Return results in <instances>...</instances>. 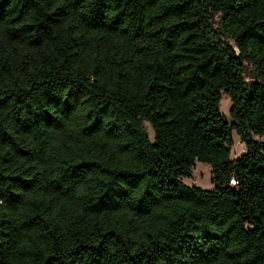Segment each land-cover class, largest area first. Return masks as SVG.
<instances>
[{
	"label": "trees",
	"instance_id": "trees-1",
	"mask_svg": "<svg viewBox=\"0 0 264 264\" xmlns=\"http://www.w3.org/2000/svg\"><path fill=\"white\" fill-rule=\"evenodd\" d=\"M0 264H264V0H0Z\"/></svg>",
	"mask_w": 264,
	"mask_h": 264
},
{
	"label": "rangeland",
	"instance_id": "rangeland-1",
	"mask_svg": "<svg viewBox=\"0 0 264 264\" xmlns=\"http://www.w3.org/2000/svg\"><path fill=\"white\" fill-rule=\"evenodd\" d=\"M219 19L220 17L219 15H217L216 21L219 22ZM244 75L246 80L248 81H252L256 78L254 68L248 62H246L244 66ZM230 105H231L230 97L226 93H224L221 101V111L226 115V117L229 120H231L229 114ZM146 126L150 132V135H152V130L150 125L146 123ZM233 136H234V145L232 148L231 158H237L245 152L246 147L244 143L240 141V138L236 132H234ZM183 181L188 185H197L206 189L212 188L213 182H212L211 165L208 163L198 161L193 169L192 176L184 178Z\"/></svg>",
	"mask_w": 264,
	"mask_h": 264
}]
</instances>
